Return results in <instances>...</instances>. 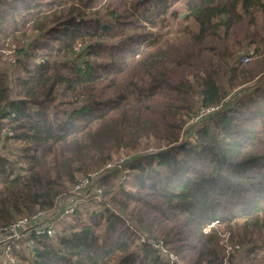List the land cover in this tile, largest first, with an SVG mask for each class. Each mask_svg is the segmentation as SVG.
Listing matches in <instances>:
<instances>
[{
  "label": "trees",
  "instance_id": "obj_1",
  "mask_svg": "<svg viewBox=\"0 0 264 264\" xmlns=\"http://www.w3.org/2000/svg\"><path fill=\"white\" fill-rule=\"evenodd\" d=\"M146 122L152 151L103 172ZM99 171V201L11 264H170L160 242L173 264H264V0H0V227Z\"/></svg>",
  "mask_w": 264,
  "mask_h": 264
},
{
  "label": "built area",
  "instance_id": "obj_2",
  "mask_svg": "<svg viewBox=\"0 0 264 264\" xmlns=\"http://www.w3.org/2000/svg\"><path fill=\"white\" fill-rule=\"evenodd\" d=\"M252 53L253 49L249 48L243 55V61L248 62ZM7 54L10 55L9 61L13 64L14 57H12L11 52H7ZM217 108L219 107L216 106L202 110V113L211 112ZM119 160H123L124 164L127 159L120 158ZM114 163H108L104 170L110 171L114 169ZM18 166L23 167V164L19 163ZM100 173L102 172L89 173L78 179L71 191L65 197L62 196L64 198L60 197L56 199L54 207L49 212L37 211L30 216L17 218L7 226L0 227V260H2L0 264H11L13 262L11 254L22 250L25 246L32 247L35 244L36 238L51 237L53 235V228L68 219L83 203L87 206H94L100 199L101 190L97 186L98 183L96 181L97 177H100ZM216 226L217 222H212L209 225L201 227L200 232L206 234ZM222 244L225 247L227 255L233 252V250L238 249L237 245L232 246L228 243V236L226 235L223 236ZM156 247L159 250V254L168 260L170 264H173L177 260L174 254L167 251L162 242L157 244Z\"/></svg>",
  "mask_w": 264,
  "mask_h": 264
},
{
  "label": "rangeland",
  "instance_id": "obj_3",
  "mask_svg": "<svg viewBox=\"0 0 264 264\" xmlns=\"http://www.w3.org/2000/svg\"><path fill=\"white\" fill-rule=\"evenodd\" d=\"M9 69H10V71H13L15 68L9 67ZM247 89H248V86H245L243 88H240L236 92H232L230 94V96L223 103L225 105L232 103L241 91L247 90ZM224 104L219 105V108H217L214 111L206 112V113H202V111H200V114H201L200 116H197L195 118L192 117L187 122V124L185 125L184 133H182L183 135H181L182 136L181 139H186L187 137L193 136L194 135V129L196 128L201 117L209 115L211 113H214L215 111H219L224 106ZM151 125L152 124L150 122H146L142 125H138V126L131 127L128 129V134L125 137V142H126V144H129V145L134 144V142H136L138 144V146L135 148L129 149L127 146L118 147L119 145L117 143L109 142L108 146L111 147V153L110 154L113 156V158H115V159L116 158H118V159L125 158V159H127L126 162L127 161L129 162V161H133L134 159L138 158L139 156L144 155L146 153V150H147V152L152 151L151 149H149V147H147L148 149L146 148V150H145V145L150 142L148 140V137L146 136V134L151 133V130H152ZM149 137L152 138V135H149ZM101 144H103V143L97 142V141H95L93 143L90 141H85L84 146L81 148L83 156H90L91 153L97 154L98 153L97 148L100 147ZM10 147L12 148V150L14 152V148L12 146H10ZM7 151H4V153H7ZM96 156H99V154H97ZM118 159H116L114 161L115 163H114L113 167H114V169H117V170H120L123 172V160L118 161ZM103 172H106V170H104ZM81 177H83V176H80L78 179H80ZM124 178H125V176L123 175V178H120V180H122V179L124 180ZM64 197H61V198H64ZM114 209L119 211L117 208H114ZM197 229L198 228H195L194 230L199 235V232ZM228 243L231 245L230 241H228ZM220 244H221V242H220ZM225 245L228 246L227 243H225ZM263 253L264 252H262L261 254H263ZM0 262L2 263V260H0Z\"/></svg>",
  "mask_w": 264,
  "mask_h": 264
}]
</instances>
